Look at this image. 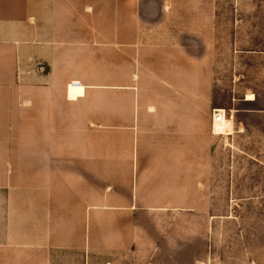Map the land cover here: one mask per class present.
Returning <instances> with one entry per match:
<instances>
[{
    "label": "rangeland",
    "instance_id": "374dc122",
    "mask_svg": "<svg viewBox=\"0 0 264 264\" xmlns=\"http://www.w3.org/2000/svg\"><path fill=\"white\" fill-rule=\"evenodd\" d=\"M61 4H69L77 33L92 37L86 49L77 46L78 66L89 64L77 75L96 85L77 104L61 103L60 172L23 175L16 187L0 189V264H264V0ZM118 32L181 45L191 60L204 61V71L191 78L200 85L192 94L209 80L212 109L233 119V133L212 134L207 165L190 167L172 199H134L141 179L125 164L139 56L132 45L118 44ZM37 67L33 57L19 68L27 98L42 80ZM85 89L73 80L67 95L76 99ZM134 202L158 209H136Z\"/></svg>",
    "mask_w": 264,
    "mask_h": 264
},
{
    "label": "crops",
    "instance_id": "0c3cea01",
    "mask_svg": "<svg viewBox=\"0 0 264 264\" xmlns=\"http://www.w3.org/2000/svg\"><path fill=\"white\" fill-rule=\"evenodd\" d=\"M67 5L62 10L61 0H0V189L16 187L23 175L60 172L61 144L55 127L60 126L61 103L77 104L96 85L77 75V70L89 69L87 60L78 66L77 46L86 49V40L92 37L84 31L78 34L76 24L71 26L74 14ZM78 38L84 42L78 45ZM142 39L117 35L118 44L132 45L139 56L132 66L137 107L127 129L131 157L125 165L141 179L140 194H134V199H172L173 192L182 188L178 184L188 182L190 167L207 165L213 145L214 100L209 80L203 79L199 96L192 94V88L200 85L191 78L204 71V61L191 60L181 45ZM33 57L44 72L31 92L34 95L27 98L19 68L23 60ZM98 61L103 65L108 57ZM73 80L86 88L76 99L67 95V85ZM62 86H66L63 95ZM68 151L76 155L71 145ZM145 178H150V188ZM149 206L140 203L137 207L134 202L133 208L158 209L157 204Z\"/></svg>",
    "mask_w": 264,
    "mask_h": 264
},
{
    "label": "bare ground",
    "instance_id": "6f19581e",
    "mask_svg": "<svg viewBox=\"0 0 264 264\" xmlns=\"http://www.w3.org/2000/svg\"><path fill=\"white\" fill-rule=\"evenodd\" d=\"M216 116H219V120L216 118V121L214 123L213 132L217 135H230L233 133V119L228 118L226 115H224L225 110L222 108L217 109Z\"/></svg>",
    "mask_w": 264,
    "mask_h": 264
},
{
    "label": "built area",
    "instance_id": "2783aa9c",
    "mask_svg": "<svg viewBox=\"0 0 264 264\" xmlns=\"http://www.w3.org/2000/svg\"><path fill=\"white\" fill-rule=\"evenodd\" d=\"M219 109V108H218ZM217 109L213 110V128H214V123L216 121V118L219 120V116H216V111ZM224 115H226V112L224 113Z\"/></svg>",
    "mask_w": 264,
    "mask_h": 264
}]
</instances>
